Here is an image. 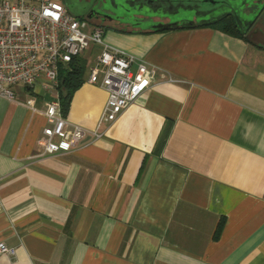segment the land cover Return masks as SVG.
Returning a JSON list of instances; mask_svg holds the SVG:
<instances>
[{"label":"crops","instance_id":"0c3cea01","mask_svg":"<svg viewBox=\"0 0 264 264\" xmlns=\"http://www.w3.org/2000/svg\"><path fill=\"white\" fill-rule=\"evenodd\" d=\"M102 33L151 73L113 120L95 127L99 44L63 114L75 143H36L58 90L0 97V264H264V46L206 22Z\"/></svg>","mask_w":264,"mask_h":264},{"label":"built area","instance_id":"2783aa9c","mask_svg":"<svg viewBox=\"0 0 264 264\" xmlns=\"http://www.w3.org/2000/svg\"><path fill=\"white\" fill-rule=\"evenodd\" d=\"M89 44H99L101 49L87 68V80L106 91L95 124L98 129L100 122L113 120L147 89L151 73L146 65L136 61L131 68L132 55L104 43L102 26L75 16L61 0H0V97L14 98L11 86L17 83L33 91L37 86L57 90V69L68 65L71 56L81 54ZM26 103L36 109L30 98ZM45 103L47 122L36 143L46 152L75 143L83 128L77 124L66 127L68 120L57 98ZM14 252L13 246L0 240V254Z\"/></svg>","mask_w":264,"mask_h":264},{"label":"flooded vegetation","instance_id":"af4514ba","mask_svg":"<svg viewBox=\"0 0 264 264\" xmlns=\"http://www.w3.org/2000/svg\"><path fill=\"white\" fill-rule=\"evenodd\" d=\"M71 8L77 12H81V17L85 18L92 24L104 26L109 25L111 22L119 24H131L132 26L138 27H148L151 28L156 24L168 23L169 17L167 16H152L145 17L141 13H134L128 15L126 19H120L117 14L118 9H114L113 6L118 7L117 2L114 0H66ZM119 8V7H118ZM239 10L241 14H247L243 22L239 26L244 27V30L241 32L238 28L235 27L232 15L226 13L225 11H220L210 15L208 18L199 20L194 16L186 19L192 23H197L201 21H216V20H226L230 19L233 28H235L241 35L242 38H245L247 41L254 43L256 45L264 46V2L262 0H253L249 4H244Z\"/></svg>","mask_w":264,"mask_h":264},{"label":"water","instance_id":"95a60500","mask_svg":"<svg viewBox=\"0 0 264 264\" xmlns=\"http://www.w3.org/2000/svg\"><path fill=\"white\" fill-rule=\"evenodd\" d=\"M64 4L67 8H71L70 5L64 0ZM117 2V6L113 8L117 10V14L120 19H126L128 15L134 13H141L146 18L152 16H167L169 17L168 23H160L152 26V29L168 27L172 25L191 24L189 17L194 16L196 19L202 20L208 18L210 15L225 11L227 14L232 15L234 25L241 32L244 27L241 28L240 23L243 22L242 18L247 17V14H241L239 10L243 5L251 3L253 0H114ZM264 2V0H262ZM82 12V11H81ZM81 12H77V16L81 15ZM211 21H201L197 23Z\"/></svg>","mask_w":264,"mask_h":264},{"label":"trees","instance_id":"16d2710c","mask_svg":"<svg viewBox=\"0 0 264 264\" xmlns=\"http://www.w3.org/2000/svg\"><path fill=\"white\" fill-rule=\"evenodd\" d=\"M231 23L230 19H226L216 20L209 24L225 32L242 36L233 28ZM84 68H86V61L81 54H77L71 56L68 65L60 66L59 69H57L58 83L56 88L58 90L59 110L62 114H65L66 109H68L69 98L73 94V91L84 80Z\"/></svg>","mask_w":264,"mask_h":264},{"label":"rangeland","instance_id":"374dc122","mask_svg":"<svg viewBox=\"0 0 264 264\" xmlns=\"http://www.w3.org/2000/svg\"><path fill=\"white\" fill-rule=\"evenodd\" d=\"M61 2L64 4V0H61ZM65 5V4H64ZM73 14H75V16H77V11L76 10H74L73 8H70L69 9ZM77 17H81L80 15L79 16H77ZM89 25L90 24H88L87 26H85V27H83V30H87V28H89ZM85 69V68H84ZM19 84H21V83H19ZM22 85V84H21Z\"/></svg>","mask_w":264,"mask_h":264}]
</instances>
